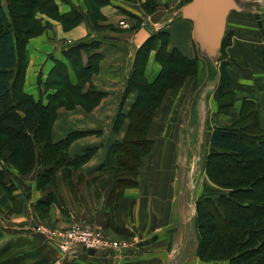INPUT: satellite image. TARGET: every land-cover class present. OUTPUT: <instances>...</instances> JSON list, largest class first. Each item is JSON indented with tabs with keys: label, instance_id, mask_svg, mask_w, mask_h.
<instances>
[{
	"label": "crops",
	"instance_id": "obj_1",
	"mask_svg": "<svg viewBox=\"0 0 264 264\" xmlns=\"http://www.w3.org/2000/svg\"><path fill=\"white\" fill-rule=\"evenodd\" d=\"M55 1V15L37 14L48 28L25 44L29 65L23 92L47 105L49 95L56 91L44 89L40 82H47L58 64L67 67L73 84L77 82L65 54L71 45L99 43L92 54L101 57L99 70L84 91L92 86L104 95L102 101L90 110L82 105L58 108L51 133L56 143L71 134L83 133L71 143L68 155L76 158L88 150L93 155L85 165L73 170L74 193L61 171L56 173V186L38 189L41 169L22 174L12 165L0 168L4 171L0 177V264H175L173 255L181 253H185L188 264H203L197 256V213L192 207L202 197H217L224 191L206 172L212 133L217 126L234 124L244 105L259 113L264 128V38L257 19L249 17L251 12H233L229 16L223 46L216 64L211 66L198 56L191 37L192 22L180 15V9L191 0H107L99 8L92 0ZM71 13L82 20L65 27L59 17ZM89 16L98 29L89 23ZM141 29L153 39L158 33H167V53L177 51L182 58L197 61L200 78L186 77L180 87L168 88L161 98L151 117L147 138L152 149L143 159L138 184L125 189L109 227L107 204L117 183L112 171L116 159L109 153L126 138L130 114L140 98L139 91L129 90V82L134 79L135 61L141 49L135 42ZM159 47L160 41L156 49L149 51L145 64L144 79L149 84L155 83L163 71L157 60ZM89 57L83 55L84 66ZM223 74L229 78L230 92L236 96L228 114L219 113L217 103ZM210 80L215 81L213 88L208 84ZM206 88L201 101L198 96ZM119 113L123 123L117 128L114 119ZM51 194L58 201L52 202L43 216L37 211V204L47 201ZM49 215L58 220L68 217L67 221L73 224L85 222L109 238H126L131 243L125 239L127 249L98 251L95 255L86 254L85 249L64 248L53 236L37 231L38 226L61 230L48 227ZM162 243L166 249L158 247Z\"/></svg>",
	"mask_w": 264,
	"mask_h": 264
},
{
	"label": "trees",
	"instance_id": "obj_2",
	"mask_svg": "<svg viewBox=\"0 0 264 264\" xmlns=\"http://www.w3.org/2000/svg\"><path fill=\"white\" fill-rule=\"evenodd\" d=\"M99 4L101 3L98 2L97 5ZM57 8L55 0H0V162L3 169L12 165L22 174L41 169L42 172L37 177L38 189L47 185L56 186V180L52 177L61 171L74 193L72 172L85 165L93 151L88 150L76 158L69 157L71 143L83 133L71 134L56 143L52 140V126L58 108L64 106L73 109L82 105L90 110L102 101L104 95L92 86L84 91V87L99 70L101 57L91 53L99 44L88 41V45V42H82L66 52L77 82H71L64 64L63 76L56 67L48 80L55 77V87L58 90L49 95L47 105L41 101L36 102L23 92L24 78L20 69L28 39L39 35L49 26H43L37 20V14L52 17L57 13ZM89 19L94 29H98L96 21L90 16ZM59 20L67 27L68 24L73 26L80 23L82 18L71 13L69 16L59 17ZM155 36V39L152 37L141 46L135 61L134 79L129 82V90L139 91L140 98L130 114L128 134L109 153L116 159L112 171L117 180L107 204L109 227L113 224L114 212L125 189L138 184L143 159L152 149V142L147 138L151 117L161 98L168 88L180 87L186 77L199 75L200 78L197 61L184 59L177 51L168 54L166 46L169 35L158 33ZM163 36L166 37L165 41H161ZM158 41L160 47L157 49V60L163 71L155 83L149 84L144 79L145 64L149 51L156 49ZM82 44L88 47L81 49ZM83 49L90 51L87 66L81 61ZM161 52L165 53V58L161 56ZM176 56L178 60H175ZM58 81L67 82L66 89H60ZM235 101V94L230 92L229 78L223 74L217 99L219 113L228 114ZM122 123V115L119 113L114 119V125L118 128ZM227 161L233 165L225 166ZM206 172L210 180L224 191L217 197H202L196 204L199 233L197 256L203 264H264V206L254 207L259 202L258 189L264 185V128L260 123L259 113L244 105L234 124L215 128L211 136ZM3 174L4 171L0 170V177ZM55 197L56 195L51 194L47 201L39 202L37 211L43 216L47 214L51 203L58 201ZM229 209L236 211L238 218L235 223L228 218ZM247 212L253 214L248 215ZM230 225L234 226V231L227 234L225 228ZM219 226L223 236L220 243L214 244L216 231H221Z\"/></svg>",
	"mask_w": 264,
	"mask_h": 264
},
{
	"label": "water",
	"instance_id": "obj_3",
	"mask_svg": "<svg viewBox=\"0 0 264 264\" xmlns=\"http://www.w3.org/2000/svg\"><path fill=\"white\" fill-rule=\"evenodd\" d=\"M248 12L241 0H191L180 9L183 19L193 24L191 37L200 60L215 65L219 52L223 46L229 16L233 13ZM264 13V9L261 10ZM257 24L264 38V24L261 14L256 15ZM151 38L150 33L141 29L136 34L135 42L139 46L145 45ZM211 65V66H212ZM154 236L153 240H156ZM149 241H146L148 244ZM91 255L93 249L87 251Z\"/></svg>",
	"mask_w": 264,
	"mask_h": 264
},
{
	"label": "rangeland",
	"instance_id": "obj_4",
	"mask_svg": "<svg viewBox=\"0 0 264 264\" xmlns=\"http://www.w3.org/2000/svg\"><path fill=\"white\" fill-rule=\"evenodd\" d=\"M27 2V1H26ZM98 2L99 3H101V4H99V5H97L98 4ZM241 2L246 6V8H247V10H248V12H251V16L249 15V17H255V15L257 14V13H262L261 12V9H263L264 8V0H241ZM105 2L103 1V0H95L94 1V5H95V8H99V6H101L102 4H104ZM52 5V4H51ZM51 8H54V7H51ZM255 13V14H254ZM39 16V15H38ZM38 16H37V20H40V19H38ZM96 24V23H95ZM32 26V25H31ZM165 39H166V37H164L163 36V38L161 39V41H165ZM103 40V39H102ZM104 41V40H103ZM77 44H80V43H77ZM77 44H69V45H71V46H73V48L74 47H76V46H78ZM99 44V43H98ZM88 45H89V42H88ZM86 47H88V46H85L84 44H82L81 45V49L82 48H86ZM98 46H96V48H97ZM96 48H94L91 52H95V50H96ZM66 54V53H65ZM90 54V51L89 50H85V49H83L82 51H81V56H82V58H81V61H82V64H83V55H89ZM164 55H165V53H163V52H161V56H163L164 57ZM74 57V56H73ZM165 58V57H164ZM179 58L176 56V58H175V60H178ZM97 63H95V65H96ZM28 65H29V61H28V59H27V57H26V55L24 56V59H23V62H22V64H21V73H22V75H23V78L25 77V74H26V70H27V67H28ZM57 68H59L58 70H59V72H61L62 74V76H63V70H62V68H64V66H63V64H59V66H56ZM64 78V77H63ZM49 79V78H48ZM55 80H57L55 77L53 78H51L50 80H47V82H45V83H42V81L40 82L41 84L40 85H42L43 86V88L44 89H50V90H55L56 92H57V90H58V88L57 87H55V83H56V81ZM59 82V81H58ZM59 84H60V89L61 88H64V89H66V85H67V82H65V83H60L59 82ZM74 84H76V83H74ZM160 84H163V82H161ZM208 84H210L211 85V88H213V86H214V84H215V81L214 80H210L209 81V83ZM83 85V87H84V85H85V83H83L82 84ZM18 86V85H17ZM52 86H54V87H52ZM86 87V86H85ZM84 87V88H85ZM207 87H209V86H207ZM208 89H210V87L208 88ZM206 92H207V88L205 89V93H202V95H199L198 97V99H200L201 97H202V99H201V101H204V96H205V94H206ZM7 156V155H6ZM5 156V157H6ZM246 162V165H248V160H246L245 161ZM1 165H3V164H1V162H0V168L2 167ZM224 165L225 166H227V167H231L233 164L231 163V162H225L224 163ZM243 165V164H242ZM4 167V166H3ZM9 167V166H8ZM6 168V167H5ZM4 168V169H5ZM55 176H56V174H54L53 175V180H56V178H55ZM57 197V196H56ZM55 197V198H56ZM258 197H259V202H258V205H254V207H263L264 206V185L263 186H261L260 187V189H258ZM196 207V208H195ZM193 206L192 208H193V212L195 211L196 213H197V206ZM247 214L248 215H251V214H253L252 212H247ZM64 215L66 216V215H68V212H67V210H66V213L64 212ZM49 220H48V224H49V226L48 227H56V228H61V230H58V232H64L65 234L68 232V231H70L76 224H77V222L75 223V224H73V223H71V222H68L67 221V218L68 217H62V218H65V219H56V218H54L53 216H51V215H49ZM51 217H53L52 219H51ZM228 218H229V220L230 221H232V223L234 222L235 223V219H237L238 218V216H237V214H236V211L235 210H233V209H229V211H228ZM81 223H84L85 225H86V223L85 222H81ZM194 224V223H193ZM230 224H231V222H230ZM91 227V226H90ZM93 228V227H92ZM219 228H220V230L222 229L220 226H219ZM227 228H228V231H227ZM229 228H230V232H229ZM233 228H234V226L233 225H230V226H228V227H226L225 229H226V233L227 234H229V233H232L234 230H233ZM57 230V229H56ZM223 236V233H222V230L220 231V232H217L216 231V238H215V240H214V244L215 243H220V240H221V237ZM54 238H56V242H63L62 240H60L59 239V237H58V235H54L53 236ZM108 237V236H107ZM111 237V236H110ZM109 238V237H108ZM111 238H113V239H115V240H117V241H125V239L126 238H118V237H111ZM111 238H109V239H111ZM113 239H111V240H113ZM127 240V239H126ZM114 241V240H113ZM128 242H130L131 243V241L130 240H127ZM64 243V242H63ZM212 245H213V242H212ZM158 247H164L165 249L167 248V245L166 244H164V243H162V244H160V245H158ZM170 248H171V246H169ZM79 249V247H76V249ZM69 249H71V248H69ZM86 252V254L88 253L87 251H85ZM112 256H115V253H113V254H111ZM186 256H185V253H181V254H174L173 255V262H175V264H188L187 262H185V260H184V258H185ZM172 259V258H171ZM192 260H195V257L193 258L192 257Z\"/></svg>",
	"mask_w": 264,
	"mask_h": 264
},
{
	"label": "built area",
	"instance_id": "obj_5",
	"mask_svg": "<svg viewBox=\"0 0 264 264\" xmlns=\"http://www.w3.org/2000/svg\"><path fill=\"white\" fill-rule=\"evenodd\" d=\"M37 231L49 237L58 235L59 239L64 242H61L64 248L79 247L80 249L86 250L94 249L96 252H119L129 247L126 241H113L101 231L83 224H76L66 234L64 232H58V230L51 231L41 226L37 227Z\"/></svg>",
	"mask_w": 264,
	"mask_h": 264
},
{
	"label": "flooded vegetation",
	"instance_id": "obj_6",
	"mask_svg": "<svg viewBox=\"0 0 264 264\" xmlns=\"http://www.w3.org/2000/svg\"><path fill=\"white\" fill-rule=\"evenodd\" d=\"M262 15V17L264 18V13H260Z\"/></svg>",
	"mask_w": 264,
	"mask_h": 264
}]
</instances>
